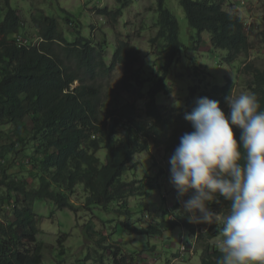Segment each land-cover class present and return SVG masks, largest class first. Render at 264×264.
<instances>
[{
  "label": "trees",
  "instance_id": "16d2710c",
  "mask_svg": "<svg viewBox=\"0 0 264 264\" xmlns=\"http://www.w3.org/2000/svg\"><path fill=\"white\" fill-rule=\"evenodd\" d=\"M117 1L120 8L109 11L106 7L99 12L117 20L135 0ZM166 1L156 0L154 17L147 23L148 28L155 30L150 37L155 52L151 56H157V64L150 60L147 67L139 65L141 50L125 39L118 41L111 63H107V39L96 42L93 37L82 35L73 14L66 8L61 11L66 23L72 25L71 35L66 34L55 15L34 11L32 22L43 40L38 45L20 46L13 37L28 29L23 16L12 6V0H0V9L5 10L3 18L0 16V128L12 125L10 132L0 129V211L3 207L12 216H6L4 223H0V264H44V249L49 245L38 239L42 216L35 211L37 200H53L58 209L78 210L71 202V195L82 184L88 193L85 208L91 209L94 204L107 206L114 201L120 212L128 213L131 195L150 193L154 189L159 176L147 175L149 182L141 180L139 186H135L136 180L125 179V176L137 151L148 149L154 143L164 145L165 156H170L185 133L184 126L190 125L188 121L184 122V117L192 111L186 112V109L199 93L198 86L184 89L185 97L189 93L188 102L185 109L179 111L170 107L176 112L165 114L158 99L163 92L167 95L173 92L175 80L171 74L174 66L180 63L185 51L195 50L202 43L204 33L210 35L214 49L224 50L223 61L234 64L242 54L249 56L250 35L244 18L236 10L225 9V0H178L189 25L196 30L190 44L182 41L179 20L166 6ZM261 38L264 42V30ZM120 65L124 66L123 88L131 90L138 81L147 84L146 93L143 88L140 90L142 96L148 95V99L143 113L135 112L131 104H126L107 112V116L117 115L108 122L102 117V108L106 106L102 86L111 71ZM245 73L252 74L250 90L264 110V68L247 64ZM212 84L203 90L202 97L219 101L222 108L233 86L229 81L224 86L217 84V80ZM127 115L133 117L134 126L130 123L128 135L117 140L119 120ZM26 117L31 119V129L19 125ZM233 131L238 139L239 130L233 128ZM33 142L37 152L44 154L42 159L35 156L33 159L34 169L40 172L37 186H30L27 179L10 171L11 154H18ZM101 146L108 150L105 162L96 155ZM159 173L166 175L162 168ZM220 200L221 209L225 207L226 211L228 202L223 197ZM98 223L104 224L101 220ZM120 226H116L117 232L126 227L149 237L161 236L167 230L180 227L189 230V234L197 233V223H190L185 216L168 222L160 220L144 230L136 229L129 222H121ZM87 227L91 228V225ZM100 231L103 229H96L95 233ZM208 232L207 242L219 234L218 230L217 234ZM170 238H173V232H170ZM199 238L201 241L202 234ZM63 239L58 243L61 258L67 253ZM116 249L115 257L123 248L117 245ZM144 252L124 254L116 259V263L134 264ZM220 257L219 249L208 244L202 264H218ZM80 264L83 263L80 261Z\"/></svg>",
  "mask_w": 264,
  "mask_h": 264
},
{
  "label": "clouds",
  "instance_id": "9594fccd",
  "mask_svg": "<svg viewBox=\"0 0 264 264\" xmlns=\"http://www.w3.org/2000/svg\"><path fill=\"white\" fill-rule=\"evenodd\" d=\"M228 1L229 3L231 2V0ZM232 3L236 5V2ZM243 4L244 0H241V5L243 6ZM74 23L79 29L82 27V24L77 22L75 18ZM35 30L36 36L38 37L32 38V41L30 40L29 36L23 37V31L14 35L13 40L20 46L29 43L38 45L43 39H41V37H39V35L37 34L36 26ZM66 34L71 35V33L68 31L66 32ZM81 34L84 35L82 31ZM36 39H38L37 42ZM192 40L193 37L191 41ZM116 44L113 45V48H115ZM208 44L212 46L211 37L210 41L208 40ZM109 47L110 43L108 44V48ZM215 50H220L224 53V50L222 49L216 48ZM241 57H244V55L242 54L239 58H237L236 62H238ZM222 58L223 56L221 55V53H219L216 60L221 64L223 62V64L227 66L232 65L234 67L237 64L236 62L234 64L227 63L223 61ZM120 66L123 68L122 65ZM115 70L116 68L111 71L109 79L113 75V72ZM198 75L200 76V74ZM171 77H173V79L175 80V76ZM222 79L223 78L217 80V84H219L220 86L226 85V83L229 81V77H227L224 78L226 79V82L224 84H220L219 81L221 82L224 80ZM208 80L209 82L207 88H210L211 85H213L212 83L215 78H209ZM208 80L202 79L198 82L203 85L206 84ZM106 81L107 80H104V84ZM122 81L123 73L121 78V85L124 87ZM229 82L233 86V83L231 81ZM78 84L79 82L77 81L76 85ZM133 86L131 90H124L126 92L133 93L136 96V102H127L126 104H131L133 106L132 109L135 112L137 110V112L143 113L146 108L145 104L148 99V95L146 94L145 96H142L140 89L143 88V92L146 93L148 85L139 83L138 81ZM102 88L104 93V85L102 86ZM203 90L200 91L199 89V93L192 99V104H190V106L186 109V112L192 110L191 113L185 112L186 114L184 117V122L188 121L190 125L184 126L185 133L180 136L179 144L175 149L171 151L170 156H165L167 152L165 151L164 145H157L158 147L161 146L162 150L156 153L150 152L149 156H147L146 158V161L143 163L144 165L142 166L141 170H137L135 169V167L137 166L135 160L136 158H138V155L145 151H150L151 145L153 144L155 146L156 144H150L149 148L145 150H136L137 152L134 160L129 165L128 172L125 176V179L129 178L130 180H136L135 186H139L140 181L139 183L137 181V178L139 177H142L141 180L147 183L150 180L147 175L151 177L159 176L161 179L164 178L165 180H167L166 178L169 174L170 183L176 190L174 193V200L178 201L174 205L171 204V206L169 207V199L171 197L162 192V195H160V199H163V206L158 209H156L157 204L154 209V207L150 208L151 206H147L146 203L137 202L139 207L141 208V218L144 217V220L146 218L147 225L137 228L133 223L134 221L126 219L123 221H118L114 227L116 229V226L120 227L121 222H129L133 226H135L136 229L144 230L151 227V225L158 223V221L160 220L168 222L171 220H177L179 216H185L190 223L211 224V227L209 228L210 230L217 227L218 233L221 237L219 246L216 243L212 245L211 242L215 238H213L209 242L205 241L202 244L200 242L198 246L202 247L203 249L202 257L206 250V246L210 244L211 248L216 247L221 253L218 264H264V110L261 109L258 97L254 93H252V91L251 93L241 92L239 95H234L233 91L231 90L230 93L225 97L226 103L223 104L221 108L219 101L209 99L208 97H202ZM173 93L174 90L169 95L163 92L159 96V105L161 106L165 114L176 112L174 109H177V111H179L180 109H185L188 102V100L185 99L182 103V107H178V102L174 101L177 106L173 105L165 108L163 104H161L164 96H171L173 95ZM104 100L106 101L105 95ZM126 104L120 106L112 105L110 109H105V107L102 108L103 119L108 122L111 121V119L117 117V115L113 116V114L111 116H107V112H113L114 108L120 109ZM170 107L175 108L170 109ZM105 110L106 112L104 113ZM132 118V116L127 115L123 120H119L121 122L117 140H122L125 135H128L130 123L132 124V126H134ZM124 124H126V126ZM30 126L32 127V122ZM233 128L239 130L238 139L237 135L233 131ZM31 144L32 145L30 148H27L26 145L24 150H20L18 154H11V162L15 158H18V164L22 165L23 168L28 170L25 172V174L22 173V175H19L17 173L18 176H27L29 173L35 170L33 166L34 156L35 158H44L43 153L39 154L37 152L35 143L33 142ZM101 150H105L104 160H102V156L100 153ZM107 152L108 150L104 148V146H101L96 155L103 162H105ZM160 154L161 156L163 155V165L161 164V162L157 161L156 158V156ZM152 159L154 160V162ZM157 165H159V169L157 168ZM160 168L164 169V174H166L165 176L162 173H159ZM30 169L32 171H29ZM35 171H37L36 177L38 178L39 184L40 172L38 171V169ZM129 172L131 173V176L129 175ZM24 179L26 178L24 177ZM32 180L35 182L34 178ZM38 184H35L34 186H37ZM155 185L158 186V181H155L154 187ZM78 186L76 187L75 192L71 195V202L74 203L73 200H75V197L78 195H82L80 193H84L86 195L85 198L87 202L88 193L85 192L84 187L81 189L78 188ZM150 191L153 192L154 190ZM150 193L146 192L144 194H140L139 192H137L135 195H131L128 198L129 212L120 213V216L132 214L130 210L131 201H134V199L132 198L139 199L141 196H146V198L149 199L151 195ZM221 197H223L224 201L228 202L226 211L225 207L222 209L220 207L219 203H221ZM72 198L74 199L72 200ZM178 202L180 204H178L177 206ZM213 203H217L219 205L220 209L218 212L213 211L210 208V205ZM111 204L116 205L113 201L107 206L103 207H109ZM144 204L147 207L144 206ZM74 205L75 208L78 207L76 203ZM96 205L100 207L102 206L98 204H94L92 206ZM179 207H181L180 210H182L183 212H179ZM146 208L149 210V212H146ZM65 209L71 208L67 207ZM77 209L78 210H71L77 213L79 211V207ZM89 222L85 224L86 228L89 230L88 232L90 233L88 236L89 238L91 236V239H95L99 247L102 248V251H99L100 258L96 259L98 261L94 264H118L116 263V259L119 260L125 254L124 249H122V254L118 251V256L115 257L113 253L115 250L117 251V249L113 245L107 244L109 237H106L108 236L105 235L106 231L95 233L96 228L95 225H93V222L95 221L91 223ZM89 224L93 227H87L89 226ZM212 224H215V227H213ZM124 230H129L131 232L137 233L138 235H145L142 232L131 230L126 227H124ZM174 231L167 230L161 236L157 235L149 237L146 235L149 238L147 247V249L149 250V254H152V256H154L153 252L150 251H156L159 254L157 258L158 260L161 252L160 248L158 249L155 245L157 243L153 244V241H155L154 239H158V241H161L165 235H167L169 239L170 232H173V238L176 235L177 238L180 239V242L177 250L171 254H174L177 260L183 259L186 253H181V247L192 245L195 246L196 242L200 241L199 234H202L198 233V231L195 235L189 234V230L185 229V227H180ZM100 234L103 236V238L97 239L98 235ZM66 236H68V234H65V237ZM170 244L171 242L169 241L168 245ZM132 253L127 252V254ZM139 258L147 259V254H145L144 252V254ZM134 264L138 263L134 261Z\"/></svg>",
  "mask_w": 264,
  "mask_h": 264
},
{
  "label": "rangeland",
  "instance_id": "374dc122",
  "mask_svg": "<svg viewBox=\"0 0 264 264\" xmlns=\"http://www.w3.org/2000/svg\"><path fill=\"white\" fill-rule=\"evenodd\" d=\"M232 2H236L234 5ZM246 2V3H245ZM12 6L19 9L20 14L23 16L25 27L28 28L24 31L23 37L37 38L35 23L32 22L31 14L34 11L40 14L41 11H45L49 15H55L62 22L65 31L70 32L72 25L66 23L65 14L62 13L61 8H66L72 14L77 22L82 24L80 30L84 35L93 37L96 42H101L107 39L110 43V47L106 50L107 52V63L111 62L113 55V45L117 43L120 39L128 40L135 48H138L142 52V57L140 64L141 66H147L150 60L157 61V56L152 57L151 54L154 52L150 37L155 34V30L148 28L147 23L152 22V17H154V7H156V0H135L131 5L123 10V14L117 20L109 18L107 15L100 14V10L108 7L109 11H114L120 8V3L117 0H12ZM238 5V6H237ZM166 6L173 12L174 15L179 20L181 39L185 44H190L192 37H195L196 30L193 29L186 18L185 11L178 0H167ZM225 9L229 11L236 10L245 19L246 31L250 35L251 50L249 56L241 57L237 64L233 67L227 66L217 61V56L219 53L225 55L220 50H215L208 44L210 41V35L204 33L202 35L203 43L199 44L195 50L185 51L180 57V63L174 67L171 76H175L174 93L171 96H164L162 103L166 108L168 106H177L174 101H177L179 106L182 107L184 102L185 94L183 91L186 88L198 85L200 91L207 88L209 78H215L219 80L220 78L229 77V81L233 83V93L234 95H239L241 92L251 93L249 87V80L252 74L245 73L246 64H253L256 67L264 68V42L261 38V31L264 30V0H244L243 6L241 5V0H228L224 2ZM5 10L0 9V16H4ZM38 39H36L37 42ZM213 51V52H212ZM217 52V53H214ZM155 55V52H154ZM223 59V58H222ZM159 62L158 64H160ZM157 64V62H156ZM123 66V65H122ZM156 67L154 69L156 70ZM124 68V66H123ZM121 66L116 67L113 75L104 84V95L106 99L105 109H110L112 105H123L127 102L135 103L136 96L131 92H126L121 85L122 73L124 72ZM200 74V76L198 75ZM207 79L206 84L201 85L199 80ZM222 79V80H223ZM226 79L219 81L220 84H224ZM189 96L186 95V97ZM106 110L104 111V113ZM31 119L26 117L22 120L19 125H24L28 129L31 128ZM0 129L10 132L12 129L11 124L2 126ZM21 134V131L19 132ZM31 143L26 147L30 148ZM27 150V149H26ZM33 150V148H32ZM162 150L161 146L151 145L150 151H145L138 155L135 163L137 166L135 169L141 170L143 163L146 161L147 156L150 152H160ZM102 160L105 159V150L100 151ZM157 161L163 163V155L156 156ZM150 159V158H149ZM162 159V161H161ZM163 165V164H162ZM167 167V166H165ZM159 169V165H157ZM10 171L16 172L19 175L25 174L27 169L23 168L22 165L18 164V158H15L10 162ZM29 171H32L31 169ZM37 171L33 170L27 176L30 186L38 184V178L36 177ZM36 173V174H35ZM131 176V173L129 172ZM34 178L35 182L32 180ZM142 177L137 178V181H141ZM167 180L160 178L158 180V186L155 185L154 191L149 195V199L146 196H141L139 199L132 198L130 210L132 214L121 215L117 205L111 204L109 207L103 206H92V209L85 208L86 195H78L72 200L73 204L76 203L79 207V211L76 213L71 209H58L53 200H37L35 202V211L42 216L39 228L40 233L38 234V239L45 242L47 247L44 249V264H94L97 263L100 258V252L102 248L99 247L95 239L89 238V230L86 228L85 224L96 221L97 224L95 228L97 230L103 229L107 238L109 237L107 244L116 247L119 245L124 249V253H132L136 250H143L147 254V259L139 258L136 260L138 264H201L202 258V247L198 244L205 242L207 240L208 231L217 234V227L214 229H209L211 224L197 223L198 233H202L203 238L201 241L196 242L195 246L181 247V253L185 254L183 259L177 260L174 254H171L177 250L180 239L175 235L174 238L168 239L165 235L161 241L154 239L153 244L160 248V256L158 258V253L154 250L152 254H149L148 240L146 235H138L137 233L131 232L129 230L116 232L115 224L118 221L131 220L136 225L137 228L140 226H146L147 220L144 217L141 218V208L137 202L146 203L150 208L156 209L163 206V199H160L161 193H166L171 198L169 199V207L174 205L178 200H174L175 189L170 183V175L168 174ZM78 188H83V185H79ZM18 197V196H17ZM187 199V198H186ZM174 200V202H173ZM77 207V208H78ZM213 211H219V205L213 203L210 205ZM3 209V207H2ZM0 211V223H4L9 216L7 211L4 209ZM5 209H8L5 207ZM178 208L179 212H183ZM123 210V209H122ZM7 214H6V213ZM146 212L149 210L146 208ZM55 215L54 218L52 215ZM140 214V215H138ZM104 221V224L98 223V221ZM144 220V221H143ZM137 222V223H136ZM95 222H93V225ZM92 226V225H91ZM93 227V226H92ZM121 227V226H120ZM87 231V233H86ZM176 232V231H174ZM65 234L68 236L65 237ZM167 234V233H166ZM64 237V245L67 250L66 256L61 258L59 251V239ZM103 236L98 235L97 239H102ZM221 237L218 234L215 239L211 242L212 245L216 243L219 246ZM171 242L168 245V242ZM147 243V244H146ZM98 246V247H97ZM53 248H55L53 250ZM156 248V250H157ZM115 249V248H114ZM122 254V250H121ZM171 254V255H170ZM141 257V256H140ZM150 257V258H148ZM109 261V260H108ZM62 262V263H61Z\"/></svg>",
  "mask_w": 264,
  "mask_h": 264
}]
</instances>
